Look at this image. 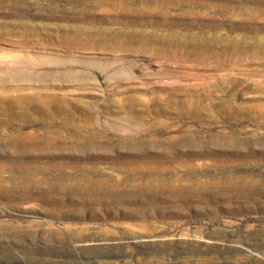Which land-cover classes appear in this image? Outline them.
I'll return each mask as SVG.
<instances>
[{
  "label": "rangeland",
  "instance_id": "obj_1",
  "mask_svg": "<svg viewBox=\"0 0 264 264\" xmlns=\"http://www.w3.org/2000/svg\"><path fill=\"white\" fill-rule=\"evenodd\" d=\"M263 181L264 0H0V264H264Z\"/></svg>",
  "mask_w": 264,
  "mask_h": 264
},
{
  "label": "bare ground",
  "instance_id": "obj_2",
  "mask_svg": "<svg viewBox=\"0 0 264 264\" xmlns=\"http://www.w3.org/2000/svg\"><path fill=\"white\" fill-rule=\"evenodd\" d=\"M257 234L258 233L256 231H252L251 230L249 232V236L246 237V238L239 237L237 239L236 238L232 239V241H234L236 243H239L242 246V248L241 249H236V248L233 249L232 248L231 252H237V253L238 252H251V255L252 254L253 255L257 254V255H261V256L264 257V241H262V242L252 241L253 240L252 237L256 236ZM81 239H83V241L91 240L87 236L84 237V238H81ZM107 239H109V238H107ZM102 240L105 241L106 239H102ZM204 240H207L206 243L204 242ZM222 240H225L222 235H213V234H209V233L208 234L207 233H199V234H188V238L179 241V243L180 244H184V246L186 245V247H188V246H190V247H198L200 250H202V252L203 251L212 252V251H215L216 249H220L217 242H220ZM105 242H108V240H106ZM160 243L163 244V245H168L169 244L168 241H160ZM249 260L250 261H252V260L258 261L257 259H255L252 256H249Z\"/></svg>",
  "mask_w": 264,
  "mask_h": 264
}]
</instances>
